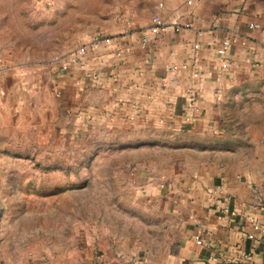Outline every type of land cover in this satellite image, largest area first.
<instances>
[{
  "label": "crops",
  "instance_id": "obj_1",
  "mask_svg": "<svg viewBox=\"0 0 264 264\" xmlns=\"http://www.w3.org/2000/svg\"><path fill=\"white\" fill-rule=\"evenodd\" d=\"M163 12L180 28L152 33L153 18L141 16L66 46L90 53L80 66L53 62L50 104L76 128L154 123L190 138L162 173L135 165V196L162 224L142 231L158 240L135 248L97 230L77 260L63 250L26 264H264V135L238 129L235 93L264 87L244 82L264 73V0H167Z\"/></svg>",
  "mask_w": 264,
  "mask_h": 264
},
{
  "label": "rangeland",
  "instance_id": "obj_2",
  "mask_svg": "<svg viewBox=\"0 0 264 264\" xmlns=\"http://www.w3.org/2000/svg\"><path fill=\"white\" fill-rule=\"evenodd\" d=\"M166 1L0 0V264L63 250L76 259L97 230H116L112 238L135 248L158 240L142 231L162 224L135 196V165L140 175L162 173L190 138L154 123L76 128L50 104L53 59L66 46L97 27L163 18ZM244 82L264 85V73ZM235 93L245 114L238 129L264 135V87Z\"/></svg>",
  "mask_w": 264,
  "mask_h": 264
},
{
  "label": "built area",
  "instance_id": "obj_3",
  "mask_svg": "<svg viewBox=\"0 0 264 264\" xmlns=\"http://www.w3.org/2000/svg\"><path fill=\"white\" fill-rule=\"evenodd\" d=\"M179 25H182L180 22H171L167 19L156 17L153 19L152 25L148 28L152 33H159L162 31H166L171 27H175L177 29L180 28ZM189 25V24H187ZM148 34L145 35V39H148ZM104 41L107 44H110L112 42V38L105 37ZM90 53L89 44H80L77 46L72 47L70 50L57 55L53 62L56 64H59L61 68L67 69L72 66H80L83 65L86 61V58H88V54ZM250 238H254L255 235L253 233L249 234ZM262 244L264 246V240L262 241Z\"/></svg>",
  "mask_w": 264,
  "mask_h": 264
}]
</instances>
